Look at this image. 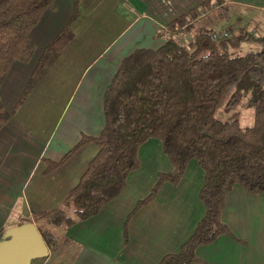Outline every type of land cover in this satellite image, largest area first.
Segmentation results:
<instances>
[{
    "label": "crops",
    "instance_id": "obj_1",
    "mask_svg": "<svg viewBox=\"0 0 264 264\" xmlns=\"http://www.w3.org/2000/svg\"><path fill=\"white\" fill-rule=\"evenodd\" d=\"M206 1L81 0L72 20L73 0H55V9L44 12L31 32L32 59L14 62L0 86L2 104L11 114L0 130V232L30 223L37 227V215L63 205L100 147L84 144L48 174L46 162L58 163L83 137L101 135L104 95L122 61L136 50L162 47L166 40L157 38L158 32ZM234 5L248 12L249 31L264 29V0H231L204 10L197 26L215 33L233 27L215 31L209 20L220 7ZM68 26V37L58 41ZM192 31L181 37L192 38ZM56 42V62L22 100L45 50ZM138 160L140 167L129 175L124 191L97 216L58 229V241L41 264H158L180 252L206 213L200 200L205 173L191 160L177 185L164 183L129 220L159 175L174 170L158 139L139 148ZM222 220L233 236L199 247L194 264H264V193L235 185L226 196Z\"/></svg>",
    "mask_w": 264,
    "mask_h": 264
},
{
    "label": "trees",
    "instance_id": "obj_2",
    "mask_svg": "<svg viewBox=\"0 0 264 264\" xmlns=\"http://www.w3.org/2000/svg\"><path fill=\"white\" fill-rule=\"evenodd\" d=\"M228 1L202 3L158 32L156 37L166 40L162 47L139 49L125 58L104 95L106 126L101 135L83 137L58 163L46 162L48 174L84 144L100 147L63 205L35 218L50 250L58 241L56 230L97 216L124 191L129 175L140 167L139 148L152 138L162 142L174 170L159 175L129 220L156 198L164 183L177 185L191 160H197L205 173L200 191L204 217L180 252L158 264H194L199 247L233 236L222 216L235 185L252 194L264 193V34L230 27L214 38L215 32L200 28L188 45L180 41L202 11ZM80 2L73 0L72 20ZM48 9H55V0H0V86L14 62L32 59L36 45L31 32ZM69 27L58 41L68 37ZM57 42L45 50L22 100L56 62ZM247 109L254 111V124L244 127L240 111ZM219 111L230 117L218 118ZM10 119L0 98V130ZM4 234L0 232V241Z\"/></svg>",
    "mask_w": 264,
    "mask_h": 264
},
{
    "label": "water",
    "instance_id": "obj_3",
    "mask_svg": "<svg viewBox=\"0 0 264 264\" xmlns=\"http://www.w3.org/2000/svg\"><path fill=\"white\" fill-rule=\"evenodd\" d=\"M49 254L43 236L32 223L7 230L0 241V264H31Z\"/></svg>",
    "mask_w": 264,
    "mask_h": 264
},
{
    "label": "rangeland",
    "instance_id": "obj_4",
    "mask_svg": "<svg viewBox=\"0 0 264 264\" xmlns=\"http://www.w3.org/2000/svg\"><path fill=\"white\" fill-rule=\"evenodd\" d=\"M244 8L242 7V5H234V6H227V7H220L217 11L213 12L212 14V19L209 20V26L214 29L215 31H220L222 30V28L224 26H233L234 28L237 26H243L244 28H252L251 24H247L246 26V22H247V13L244 14ZM216 16H220V17H216ZM222 18V19H221ZM193 21L191 26H194V24H196L193 27V32H190L192 34H195L196 32L199 31L200 27L197 26V22ZM255 30V28H254ZM260 31V32H259ZM259 31L257 30L256 33H260V34H264V29H261V27H259ZM191 40V38L189 37H180V41L183 42L184 44H189V41ZM249 47H246V49ZM218 118L220 119H228L230 117V115L224 114L222 111H219L217 113ZM240 121L241 124L246 127V126H252L254 124V111L252 109H247V110H241L240 111ZM56 233H59L58 230H56ZM43 261V259H38V260H34L32 264H41Z\"/></svg>",
    "mask_w": 264,
    "mask_h": 264
},
{
    "label": "built area",
    "instance_id": "obj_5",
    "mask_svg": "<svg viewBox=\"0 0 264 264\" xmlns=\"http://www.w3.org/2000/svg\"><path fill=\"white\" fill-rule=\"evenodd\" d=\"M213 37H214V38H217V33H214Z\"/></svg>",
    "mask_w": 264,
    "mask_h": 264
}]
</instances>
